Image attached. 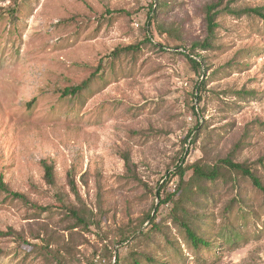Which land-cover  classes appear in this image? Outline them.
I'll return each mask as SVG.
<instances>
[{"label":"rangeland","instance_id":"374dc122","mask_svg":"<svg viewBox=\"0 0 264 264\" xmlns=\"http://www.w3.org/2000/svg\"><path fill=\"white\" fill-rule=\"evenodd\" d=\"M214 2L0 0V179L39 207L0 191V264H115L117 254L121 264H264V198L249 179L206 183L186 200L208 247L174 221L180 196L160 208L158 228L146 221L183 156L212 165L241 143L237 162L264 183V20L221 13L198 71L187 55L208 37ZM231 8L264 10V0ZM137 230L148 235L118 244Z\"/></svg>","mask_w":264,"mask_h":264},{"label":"trees","instance_id":"16d2710c","mask_svg":"<svg viewBox=\"0 0 264 264\" xmlns=\"http://www.w3.org/2000/svg\"><path fill=\"white\" fill-rule=\"evenodd\" d=\"M236 0H216V2L209 4L206 7V21H207V29H208V37L202 41L194 43L191 47V55H187V58L189 59L190 63L193 65L195 69L198 71L202 68V63L198 61L199 58H201L200 52L208 51L214 48L213 39L216 33V30L218 28L217 19L218 16L221 13H228L229 15L233 16H242V15H255L264 20V10L260 8H249L244 10H234L231 8V5ZM153 8V7H152ZM154 11L153 9L150 12V17L153 15ZM146 42L149 44H153L152 39L147 37ZM141 44L137 45H131L124 48H119L116 51H114V56L118 57L123 53H129L134 54L137 53L141 49ZM101 69L98 68L97 74L100 73ZM93 78V77H92ZM92 78L84 81L82 84L71 87L66 89L63 92L64 97L69 96H77L82 91L86 90L91 83ZM206 82H202L201 86H197L198 94H194L195 99L198 101V105L202 101V92L205 89ZM193 112L195 114L201 115L199 108H196L195 106L192 107ZM200 128V123L189 133L186 140L187 142L191 140V138L194 136L195 133ZM196 142V138L192 141V144ZM243 144L239 143L237 144L233 151L224 159L219 160L215 164H208L204 162H196L192 165H185V159L184 156L180 159L179 164L176 165L175 171L173 173H169L166 176L165 183L159 188L157 197L160 200V204L158 207H156V214L153 215L149 214L146 218L147 222H150L152 224V230L158 228V224L155 222L157 218V214L162 206L168 203L175 202V198L177 196H180L179 201L176 202V210L174 211V221L178 222L180 225H182L187 233L188 239L190 242L197 248L208 247L210 246L209 243L201 236H199L198 232L193 228L192 223L190 221L191 214L189 213L186 205V200L191 197L193 190H198L201 193L207 192L206 191V183H216L220 180L231 182L233 178L236 179H249L253 186L261 192L264 198V183L262 182L261 178L255 173L253 168L247 164V163H240L237 162L236 156L237 153L242 149ZM264 165V163H263ZM43 167L45 169L46 173V180L49 182V184H55V173L54 168L49 165L47 162H43ZM192 171V176L189 180H187V174L188 172ZM178 178L179 179V185L176 188L174 193L166 195L165 198H162L163 191L165 187L171 182L172 179ZM0 191L6 193L11 198L15 200H19L24 204L32 205L34 207H38V205L32 203L30 199L19 192L12 191L7 184L3 181V179H0ZM39 208V207H38ZM42 210L46 211L47 209L41 208ZM72 215L77 219V222L80 225H87L86 217L84 215H81L78 211L71 210ZM156 216V217H155ZM139 233V236L135 237ZM148 235V232H140V230L134 231L132 234H129L128 236H124L119 241V245H122L130 240L133 239V237L140 238V237H146ZM116 258L115 264H121V259L119 257V254L114 256ZM132 264H141V261H138L137 259Z\"/></svg>","mask_w":264,"mask_h":264},{"label":"water","instance_id":"95a60500","mask_svg":"<svg viewBox=\"0 0 264 264\" xmlns=\"http://www.w3.org/2000/svg\"><path fill=\"white\" fill-rule=\"evenodd\" d=\"M203 79H205V76L203 77ZM197 94H198V90H197ZM157 207H158V205H157ZM155 212H156V210H155ZM155 212H154V213H155Z\"/></svg>","mask_w":264,"mask_h":264}]
</instances>
